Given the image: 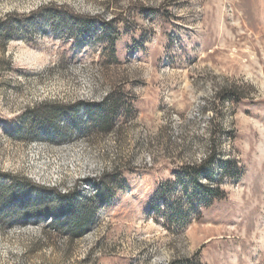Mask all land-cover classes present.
<instances>
[{
  "label": "rangeland",
  "instance_id": "obj_1",
  "mask_svg": "<svg viewBox=\"0 0 264 264\" xmlns=\"http://www.w3.org/2000/svg\"><path fill=\"white\" fill-rule=\"evenodd\" d=\"M0 187V264H264V0H0Z\"/></svg>",
  "mask_w": 264,
  "mask_h": 264
},
{
  "label": "trees",
  "instance_id": "obj_2",
  "mask_svg": "<svg viewBox=\"0 0 264 264\" xmlns=\"http://www.w3.org/2000/svg\"><path fill=\"white\" fill-rule=\"evenodd\" d=\"M118 98L113 100V103L112 105L110 106V108H105L104 107V104L102 105V110L101 112H103L102 114H104V118H110L111 116V112L115 109L116 105L118 104ZM66 111V109H64L63 106H60V107H55L51 112H50V116L48 115V118L49 117H57L58 115H60L62 112ZM35 115H38L37 113H35ZM108 118V119H109ZM44 121V120H43ZM45 122V121H44ZM103 122H105L103 120ZM102 125V124H101ZM101 127H104V126H101ZM23 194H25V190L24 188H10L9 190H5V189H2L0 187V197H1V202H0V209L2 207H5L7 204L11 203L12 200L15 198V196H19L21 197ZM72 207L74 208V205L71 206V209ZM92 209V208H91Z\"/></svg>",
  "mask_w": 264,
  "mask_h": 264
}]
</instances>
